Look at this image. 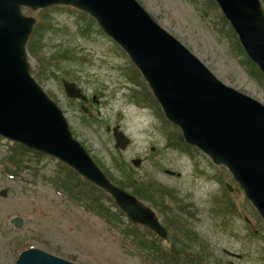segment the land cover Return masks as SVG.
Instances as JSON below:
<instances>
[{
  "label": "rangeland",
  "instance_id": "rangeland-1",
  "mask_svg": "<svg viewBox=\"0 0 264 264\" xmlns=\"http://www.w3.org/2000/svg\"><path fill=\"white\" fill-rule=\"evenodd\" d=\"M138 1L214 76L264 105V82L251 75L244 52L223 24H215L217 9L207 7V0ZM24 13L37 19L30 35V73L92 157L114 178L122 177L114 168L116 155L137 179L153 178L174 190L179 198L174 202L193 213L185 216L190 228L218 249L224 264H264V221L227 169L196 150L190 154L170 147L172 128L155 113L146 81L122 48L74 7H26ZM64 79L77 83L88 103L65 95ZM12 145L0 136V193L7 191L5 197L0 194V264H15L21 251L36 247L77 264H151L150 251L138 250L122 232L125 225L86 210L51 183L57 159L27 156L17 169L8 163ZM227 182L233 184L228 193L236 204L233 215L220 203ZM16 216L20 227L11 223ZM223 248L240 258L228 257Z\"/></svg>",
  "mask_w": 264,
  "mask_h": 264
},
{
  "label": "water",
  "instance_id": "water-1",
  "mask_svg": "<svg viewBox=\"0 0 264 264\" xmlns=\"http://www.w3.org/2000/svg\"><path fill=\"white\" fill-rule=\"evenodd\" d=\"M244 52L264 74V14L260 0H214ZM69 5L88 13L122 47L148 83L166 119L184 140L224 165L264 220V105L225 85L183 43L166 32L137 0H0V135L48 154L104 189L133 223L164 238L167 231L136 196L114 185L67 119L29 71L25 45L35 18L21 14ZM70 98L86 100L64 81ZM2 190L1 195L6 196ZM20 227L22 220L11 221ZM15 264H77L40 248L22 251Z\"/></svg>",
  "mask_w": 264,
  "mask_h": 264
},
{
  "label": "trees",
  "instance_id": "trees-1",
  "mask_svg": "<svg viewBox=\"0 0 264 264\" xmlns=\"http://www.w3.org/2000/svg\"><path fill=\"white\" fill-rule=\"evenodd\" d=\"M206 6L210 8L215 7L217 9L215 24L218 25L222 23V27L227 29L230 36L239 44V49L243 52L234 30L230 27L227 19L222 16L216 3L213 0H207ZM31 40L27 46L30 53L32 52L30 49ZM245 63H247L251 69L249 71L251 75L257 78L259 82H264V74L260 73L256 64L248 59L246 54ZM138 73L137 71V74ZM146 94L149 95L151 102L155 104V113L161 116L163 121L172 128V137H169L170 147L172 146L173 148L180 149L190 154H192V150L199 152L196 147H192L184 141L178 127L165 120L160 105L153 98L151 91H147ZM143 96L145 99L147 98L144 93ZM27 156L32 159L36 157L41 158L45 155L30 150L22 144L14 143L7 153L8 163L20 169L23 161H27ZM112 158L115 162L114 168L122 175L121 178H114L110 173V169L104 166V163H102V165L98 163L96 159L95 161L114 185L116 184L124 190H128L131 194L147 202L150 207L156 210L158 215L163 218L165 227L169 231L167 240H161L153 231L151 232L144 226H139L127 220L125 215L117 208L113 199L105 191L91 184L82 175H78L69 166L58 161V169H56V172L49 180L68 197L80 204L82 203L86 210L95 213L108 222H114L116 225H125L122 232L128 237L130 236L131 242L138 250L142 252H144V250H150L151 256L149 257V262L151 264H219L221 258L218 254L214 253V251H210L212 247L209 241L205 237L199 236L196 231L190 228L188 223H186L187 218L185 219L180 211H172L171 203H174V200L179 201L174 190L170 189L166 184L156 182L153 178L150 180L143 178L137 179L135 174L130 170L131 168L129 169L127 164L125 165L122 161V158L116 155L112 156ZM8 171L10 170L8 169ZM224 191L227 193V188H225ZM221 201H223L222 204L225 206L224 210L228 214L233 215L236 211V204L233 199L231 200L230 196L226 194ZM168 203H170V206ZM185 208H187V205H182L179 207V210L186 211ZM218 211H220V208ZM190 215L193 217L192 212ZM261 230L264 231V228H261Z\"/></svg>",
  "mask_w": 264,
  "mask_h": 264
},
{
  "label": "flooded vegetation",
  "instance_id": "flooded-vegetation-1",
  "mask_svg": "<svg viewBox=\"0 0 264 264\" xmlns=\"http://www.w3.org/2000/svg\"><path fill=\"white\" fill-rule=\"evenodd\" d=\"M88 103V102H87ZM170 206V205H169ZM172 206V211H180L181 212V215L183 216V217H185L186 216V214H188V216H190V214H191V212L188 210V208H185V210L186 211H183V210H179V206L177 205V203H175L174 202V204H172L171 205ZM178 207V208H177ZM176 212H174V213H176ZM192 217V216H191ZM187 217H185V219H186ZM186 223H188V225L191 227V224H190V222H189V220H187L186 219ZM195 230V229H194ZM196 231V230H195ZM199 236H203V237H205L203 234H201L200 232H196ZM217 249V248H216ZM216 249H213V248H211L210 249V251L212 250V251H215ZM217 251H218V249H217ZM222 251H224L225 252V254L228 256V257H231V256H233L234 257V255H232L231 253H226V251H225V249H222ZM190 252V251H189ZM190 253H192V252H190ZM218 255L221 257V259L223 260L224 258L218 253ZM224 263H226L224 260L223 261H219V264H224Z\"/></svg>",
  "mask_w": 264,
  "mask_h": 264
}]
</instances>
